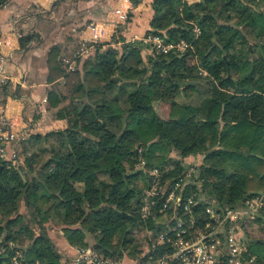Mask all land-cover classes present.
<instances>
[{
  "label": "trees",
  "instance_id": "1",
  "mask_svg": "<svg viewBox=\"0 0 264 264\" xmlns=\"http://www.w3.org/2000/svg\"><path fill=\"white\" fill-rule=\"evenodd\" d=\"M152 12L147 34L188 43L195 64L122 40L96 47L68 72L61 48L48 50L46 81L56 83L48 106L72 122L25 137L21 167L0 161V264H11L14 249L21 264H60L42 228L57 208L71 246L88 248L92 236L104 257L140 258L142 235L154 239L172 223L157 199L142 216L148 174L158 169L162 184L175 182L190 157L200 171L185 195L230 209L264 195V0H154ZM160 104H169L167 116ZM79 196L87 206H77ZM239 230L246 255L264 264V214Z\"/></svg>",
  "mask_w": 264,
  "mask_h": 264
},
{
  "label": "crops",
  "instance_id": "2",
  "mask_svg": "<svg viewBox=\"0 0 264 264\" xmlns=\"http://www.w3.org/2000/svg\"><path fill=\"white\" fill-rule=\"evenodd\" d=\"M153 2L140 0L134 5V0H5L0 8V52L6 57L10 82L6 86L7 93L1 96L0 105L14 117L24 138L30 133L42 135L47 131L62 130L72 122V119L57 120L55 110L48 106L49 90L56 86V83L52 85L46 81L48 50L59 46L64 67L68 72L74 71L96 47L100 46L102 50L109 45L120 47L122 40L129 43L148 35ZM116 9L125 12V21H119L114 14ZM91 25L101 30L102 36L87 55H80L79 43H93L87 42ZM26 38H29L28 42L21 45L20 40ZM15 55L21 59L20 64L13 62ZM31 70L37 74L30 76ZM158 111L167 116L169 104H160ZM32 127L35 128L32 130ZM173 157L178 158L179 153L174 152ZM186 162L196 163L193 157L187 158ZM58 212V208L54 210L42 228L61 256L60 264H71L76 247L64 238L62 230L65 226L60 223ZM20 213H26L23 204ZM90 241H93L92 236L87 240L89 245ZM120 260L121 264H131L132 261L126 256Z\"/></svg>",
  "mask_w": 264,
  "mask_h": 264
},
{
  "label": "built area",
  "instance_id": "3",
  "mask_svg": "<svg viewBox=\"0 0 264 264\" xmlns=\"http://www.w3.org/2000/svg\"><path fill=\"white\" fill-rule=\"evenodd\" d=\"M114 14L119 21H125V12L121 9H116ZM89 28L91 36L87 42L93 43H79L80 55H87L102 36L96 26L91 25ZM194 32L197 35L199 33L198 29ZM134 41L137 40L129 43ZM138 41L149 46L150 53L160 56L170 53L187 55L188 62L195 64V59L189 56L193 48L186 42L166 43L163 37L152 34ZM1 45L0 40V48ZM6 65V57L0 52V90L10 82ZM23 141L24 134L16 120L7 114L5 106L0 105V161L6 163L7 168L23 165L20 153ZM198 171L197 163L190 164L182 177L167 184L161 183L158 169L149 172L150 186L144 191L142 216L149 214L154 199H157L161 204L160 213L171 210L172 223L166 225L164 231L158 232L154 239L148 233L142 235L139 245L142 255L132 260L131 264H253V258L246 255L239 225L243 219L264 214V195L251 197L241 207L232 209L218 205L214 199L200 195L197 199L193 195L187 196L184 191L195 182ZM8 246L14 249L12 243ZM10 261L11 264H21L23 252L12 250ZM71 264H121V260L104 257L93 247H88L76 248Z\"/></svg>",
  "mask_w": 264,
  "mask_h": 264
},
{
  "label": "rangeland",
  "instance_id": "4",
  "mask_svg": "<svg viewBox=\"0 0 264 264\" xmlns=\"http://www.w3.org/2000/svg\"><path fill=\"white\" fill-rule=\"evenodd\" d=\"M13 62H15L16 64H20L21 63V59H19L18 58V56H16L15 55V57L13 58ZM23 62V61H22ZM31 74H30V76H34V75H36L37 74V71H35V70H31V72H30ZM162 115V114H161ZM163 116V115H162ZM27 136V135H26ZM78 192V191H77ZM83 200V198H81L80 196H79V203L77 204V206H80V205H82V204H84V202L82 201ZM82 202V203H81ZM89 238H90V236H88L87 237V240H89ZM89 246H93V241H90V245Z\"/></svg>",
  "mask_w": 264,
  "mask_h": 264
},
{
  "label": "water",
  "instance_id": "5",
  "mask_svg": "<svg viewBox=\"0 0 264 264\" xmlns=\"http://www.w3.org/2000/svg\"><path fill=\"white\" fill-rule=\"evenodd\" d=\"M212 151H210L208 154H210ZM264 160V159H263ZM248 241L246 238H244V242ZM250 243H257V241H251Z\"/></svg>",
  "mask_w": 264,
  "mask_h": 264
}]
</instances>
